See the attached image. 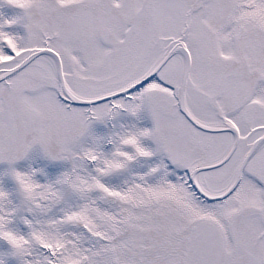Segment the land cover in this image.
<instances>
[{
	"label": "snow or ice",
	"instance_id": "1",
	"mask_svg": "<svg viewBox=\"0 0 264 264\" xmlns=\"http://www.w3.org/2000/svg\"><path fill=\"white\" fill-rule=\"evenodd\" d=\"M0 264H264V0H0Z\"/></svg>",
	"mask_w": 264,
	"mask_h": 264
}]
</instances>
